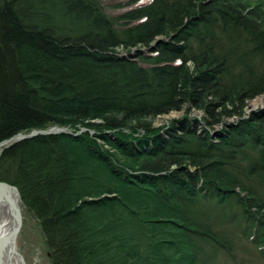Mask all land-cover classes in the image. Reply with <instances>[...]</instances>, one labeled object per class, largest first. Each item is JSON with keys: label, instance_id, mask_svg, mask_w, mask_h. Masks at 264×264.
Here are the masks:
<instances>
[{"label": "trees", "instance_id": "trees-1", "mask_svg": "<svg viewBox=\"0 0 264 264\" xmlns=\"http://www.w3.org/2000/svg\"><path fill=\"white\" fill-rule=\"evenodd\" d=\"M127 2L0 0V179L50 264L264 258V0Z\"/></svg>", "mask_w": 264, "mask_h": 264}, {"label": "rangeland", "instance_id": "rangeland-1", "mask_svg": "<svg viewBox=\"0 0 264 264\" xmlns=\"http://www.w3.org/2000/svg\"><path fill=\"white\" fill-rule=\"evenodd\" d=\"M102 4L108 13H117L130 6L127 0H102ZM256 107L264 108V95L260 94L250 99L245 110L248 113V111ZM182 112V110H171L168 113L160 114L153 119V124L159 125L165 123L169 118L178 116ZM199 113L200 111L197 109L191 111V114L194 115ZM92 131L93 130H90V132ZM9 142L10 141L2 145ZM2 145H0V147ZM19 206L20 226L17 234V249L24 257L26 264H50L45 234L37 216L25 205V203H23L22 200H20V198ZM220 260L221 261L217 264H264V258L260 256L257 249L242 237L239 238L236 244L233 256H225L220 258Z\"/></svg>", "mask_w": 264, "mask_h": 264}, {"label": "bare ground", "instance_id": "bare-ground-1", "mask_svg": "<svg viewBox=\"0 0 264 264\" xmlns=\"http://www.w3.org/2000/svg\"><path fill=\"white\" fill-rule=\"evenodd\" d=\"M60 128L54 132L66 130L65 127ZM83 129L85 128L80 130ZM19 198L16 189L12 186L0 189V264H26L17 249V234L20 226Z\"/></svg>", "mask_w": 264, "mask_h": 264}, {"label": "water", "instance_id": "water-1", "mask_svg": "<svg viewBox=\"0 0 264 264\" xmlns=\"http://www.w3.org/2000/svg\"><path fill=\"white\" fill-rule=\"evenodd\" d=\"M61 129L59 126H56V125H52L48 128H45V129H36V128H33L31 129L30 131L28 132H23V131H18L14 134H12L11 136L7 137V138H4L2 140H0V145L8 142V141H13V140H17V139H20V138H24V137H28V136H32L34 134H37V133H48V132H54V131H57ZM8 186H12L13 188L16 189L19 197H20V200H21V196H20V193L18 191V188L9 183L8 181H4V180H0V189H4L5 187H8Z\"/></svg>", "mask_w": 264, "mask_h": 264}]
</instances>
